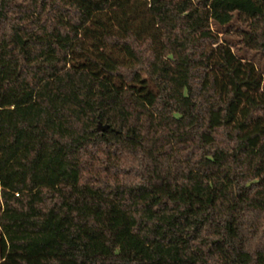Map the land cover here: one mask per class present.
Listing matches in <instances>:
<instances>
[{
    "label": "trees",
    "instance_id": "1",
    "mask_svg": "<svg viewBox=\"0 0 264 264\" xmlns=\"http://www.w3.org/2000/svg\"><path fill=\"white\" fill-rule=\"evenodd\" d=\"M235 20L264 54V0H0V264H264V79L214 28Z\"/></svg>",
    "mask_w": 264,
    "mask_h": 264
},
{
    "label": "rangeland",
    "instance_id": "2",
    "mask_svg": "<svg viewBox=\"0 0 264 264\" xmlns=\"http://www.w3.org/2000/svg\"><path fill=\"white\" fill-rule=\"evenodd\" d=\"M216 30H220V37L223 40H226L229 42L232 46V50L237 54L239 58H241L243 61H251L253 62L256 67L258 68L259 72L262 74L264 79V54L256 49H252L248 47L241 36V29L242 26L238 21H234L229 26L220 27L215 26ZM263 89H264V81H263ZM92 156L95 157L93 162L90 159L89 155V161L86 165V169L83 173V179L86 182H95L103 177V170L105 166L108 164V154L100 153L97 150L91 151ZM113 158V157H111ZM101 180V179H100ZM2 212V199L0 194V214ZM1 232V227H0ZM2 260L1 252H0V262Z\"/></svg>",
    "mask_w": 264,
    "mask_h": 264
}]
</instances>
